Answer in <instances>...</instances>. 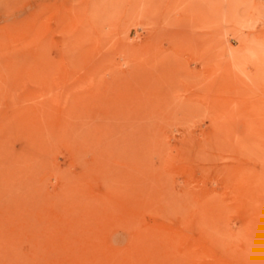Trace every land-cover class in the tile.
Returning a JSON list of instances; mask_svg holds the SVG:
<instances>
[{
	"label": "rangeland",
	"instance_id": "1",
	"mask_svg": "<svg viewBox=\"0 0 264 264\" xmlns=\"http://www.w3.org/2000/svg\"><path fill=\"white\" fill-rule=\"evenodd\" d=\"M0 264H264V0H0Z\"/></svg>",
	"mask_w": 264,
	"mask_h": 264
},
{
	"label": "bare ground",
	"instance_id": "2",
	"mask_svg": "<svg viewBox=\"0 0 264 264\" xmlns=\"http://www.w3.org/2000/svg\"><path fill=\"white\" fill-rule=\"evenodd\" d=\"M236 54V53H235ZM238 57V56H237Z\"/></svg>",
	"mask_w": 264,
	"mask_h": 264
}]
</instances>
